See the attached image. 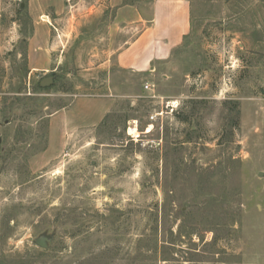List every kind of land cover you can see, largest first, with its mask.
<instances>
[{"label": "rangeland", "instance_id": "374dc122", "mask_svg": "<svg viewBox=\"0 0 264 264\" xmlns=\"http://www.w3.org/2000/svg\"><path fill=\"white\" fill-rule=\"evenodd\" d=\"M182 1L0 0V264H264V0Z\"/></svg>", "mask_w": 264, "mask_h": 264}, {"label": "crops", "instance_id": "0c3cea01", "mask_svg": "<svg viewBox=\"0 0 264 264\" xmlns=\"http://www.w3.org/2000/svg\"><path fill=\"white\" fill-rule=\"evenodd\" d=\"M169 8L167 11H162L160 7L155 11V18L152 21V26L135 42H133L126 51V57L124 61L128 64V67H134L141 70L151 61L162 63L173 57L174 53L182 46L184 38L186 39L191 29V16L189 6L182 0H167ZM166 17L175 26L178 27V33L175 35L167 36L163 38V43L155 45L152 42L153 37H157L158 33L164 31L162 27V19ZM174 26V27H175ZM148 39V41H147ZM147 43V44H146ZM141 48V49H140ZM142 51L140 60L137 59L138 52Z\"/></svg>", "mask_w": 264, "mask_h": 264}, {"label": "water", "instance_id": "95a60500", "mask_svg": "<svg viewBox=\"0 0 264 264\" xmlns=\"http://www.w3.org/2000/svg\"><path fill=\"white\" fill-rule=\"evenodd\" d=\"M37 244H38L40 247H43V248H46V247H47L46 242H44V241H42V240L37 241Z\"/></svg>", "mask_w": 264, "mask_h": 264}, {"label": "built area", "instance_id": "2783aa9c", "mask_svg": "<svg viewBox=\"0 0 264 264\" xmlns=\"http://www.w3.org/2000/svg\"><path fill=\"white\" fill-rule=\"evenodd\" d=\"M146 90H149V91H151V90H152V86H150V85H147V86H146Z\"/></svg>", "mask_w": 264, "mask_h": 264}, {"label": "bare ground", "instance_id": "6f19581e", "mask_svg": "<svg viewBox=\"0 0 264 264\" xmlns=\"http://www.w3.org/2000/svg\"><path fill=\"white\" fill-rule=\"evenodd\" d=\"M131 131L134 132L135 130L134 129H131ZM151 132H152V129L148 131V133H151Z\"/></svg>", "mask_w": 264, "mask_h": 264}]
</instances>
